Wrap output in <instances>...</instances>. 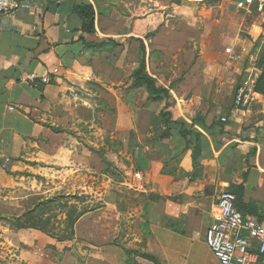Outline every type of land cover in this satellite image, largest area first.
I'll use <instances>...</instances> for the list:
<instances>
[{
  "label": "crops",
  "instance_id": "crops-1",
  "mask_svg": "<svg viewBox=\"0 0 264 264\" xmlns=\"http://www.w3.org/2000/svg\"><path fill=\"white\" fill-rule=\"evenodd\" d=\"M25 1L27 9L0 14V239L8 243L0 247V252L7 249L12 254L9 259L17 258L18 253L24 264H58L51 262L47 254L48 260L33 255L35 242L27 236L40 232L42 248L51 245L57 256L64 255L65 247H72V255L78 257L71 256L72 264H128L124 251L109 243L115 238L120 215L133 209L136 214L140 212L139 201L135 198L133 202L126 195V188L131 185L129 175L136 172H141L142 178L138 185L134 177L133 185L141 189L135 197L141 198L143 211L151 210L149 231L156 239L148 242L145 252L159 263L181 264L179 259L186 258L184 247L190 246L193 237H204L212 222L215 196L231 183H243L244 203L264 214V117L257 118L258 113L264 114L261 104H251L241 114H231L230 109L227 116L219 117L227 118L225 122L220 120L223 130L213 125L217 118L212 112L198 110L194 114L203 117L193 127L194 132L202 134L198 154L202 168L192 181L185 176L180 184L175 183L176 175L192 171L193 147L184 150L181 137L145 143V125L148 128L150 124L144 111L154 109L158 113L164 101H148L145 86L134 85L132 73L137 67L140 41L150 56L160 52L167 64H174L176 59L171 55L176 49L178 26L189 24L192 19L187 0ZM82 4L95 8L94 33L81 30L80 18L72 10ZM152 57L148 66L153 72L149 68L147 72L154 76L160 60L154 63ZM173 81L171 76L158 75L156 84L169 87ZM184 81L171 90L170 100L174 103L170 110L173 119L190 123L191 119L183 114L188 111L189 102L182 97L191 89H186ZM111 109L114 113L110 118L116 117V121L104 122L101 128L111 133L137 132L136 143L141 146L134 147L132 153L136 164L144 166L132 171L133 165L127 164L128 145L112 142L120 146L121 156L105 154V158L110 169H118L119 179H114L111 171H103L99 156H92L96 150L95 114L99 111L106 115ZM82 113H91L92 118H85ZM82 128H87V136ZM166 163L167 168H174L173 173H163ZM26 173L39 175L41 186L51 184L43 186V199L65 195L60 189L68 177L74 189H85V193L89 190L92 198L100 202L79 217L71 240L58 241L35 229H14L1 219L18 217L28 210L17 214L5 211L17 207L15 201L31 195ZM96 174L104 177L102 184L81 185L83 178H94ZM175 191L180 200L170 199ZM148 193L157 194L158 201H148ZM197 221L200 228H194ZM84 234L97 243L93 256L84 254L76 244L75 237ZM172 238H176L175 242ZM6 264L16 262L8 260Z\"/></svg>",
  "mask_w": 264,
  "mask_h": 264
},
{
  "label": "rangeland",
  "instance_id": "rangeland-1",
  "mask_svg": "<svg viewBox=\"0 0 264 264\" xmlns=\"http://www.w3.org/2000/svg\"><path fill=\"white\" fill-rule=\"evenodd\" d=\"M187 5L189 9L192 10V19L189 24L182 27L178 26L179 30L177 34L176 49L171 55L173 56V59H176L175 63H171V65L167 64L161 58L162 54L160 52L153 54L152 57L150 56V51L147 50L149 53L148 59L152 57L154 63H157L158 59L160 60L158 65L155 66L159 69L158 74L154 75L155 79H157L158 75H165L167 78L168 76L173 77L174 81L169 86L172 89L177 83L184 79L185 81L183 83L184 86H186V89H191L189 93L182 97V100H187L189 102L188 106H186L188 111L183 113L187 119H192L198 110L207 114L212 112V115L215 116V118L227 116L233 104V97L236 88L241 80L243 71L248 64L249 55H252L253 58H255V65L260 72L259 77L261 75L257 84L258 92L264 96V15L256 14L246 16L243 12L237 10L233 4L225 1L187 0ZM227 47L232 48L233 58L230 57V53L225 51ZM168 57L169 56L167 55V58ZM189 58L191 60L190 62H188ZM148 59L145 69L147 71L149 68L150 72H153L150 66H148ZM173 103L174 101L170 100V104H168L165 110L172 118L173 114L170 108ZM148 104L149 103H146L145 105L147 106ZM184 104L185 103H182L183 106ZM109 111L110 112L106 114L107 116L101 114L99 111L95 114L97 130L96 135H94L93 138L94 145H96L94 148L102 150L107 156H121V154H119L120 146L118 144L121 142L122 145H128V156H130V158L127 164L129 166L132 164V171L135 172L137 171L135 162L136 156L133 155L132 149L137 145V132L128 131L111 133L110 131L102 129L101 127L104 126V122H107L108 124L109 122H114V120L116 121V117L114 119L110 118L113 115L114 110L111 109ZM154 111V109H146V111H144L145 120H147L150 112ZM82 116L85 118H92L91 113H82ZM262 117H264V114L258 113L257 118L261 119ZM153 120L154 122L149 125L148 128L147 125H145L144 133L146 137V145L151 144V142L161 135L164 130V125L161 120L157 121L156 118H153ZM248 126L250 127L252 125ZM82 132H84L86 136L88 135L87 128H82ZM114 141L118 144H112ZM92 156L98 155L93 153ZM123 156H127V154H123ZM117 170L116 168L115 170H110L114 179L121 178L118 173L119 171ZM166 170L175 171L174 168L173 170L172 168H167ZM25 175L27 188L30 190L28 194L31 195L27 196L26 199H23L22 201H15L17 202V207L6 208L5 211H10V214H17L20 211L32 208L37 201L46 196L45 194H42L44 191L43 186H51V184L45 185L44 183L41 186L40 176L37 174L26 173ZM129 176L131 178V185L126 188V195L133 202H135V198L139 201L137 208L140 212L136 214L133 209V211L120 215L117 219L116 234L114 235L115 238L109 244L115 245L124 251L126 263L128 264H155L145 255L148 242H154V240H156L150 236L149 231L151 228L150 225L152 224L149 218L151 210L148 209L143 211L141 207V198L139 195L135 197L141 189L138 190L137 185H133L135 179L133 173L132 176ZM184 177V174L176 175L175 183L180 184V181H182ZM103 178L102 175L98 174H96V176L94 175V178L88 175V177L83 178L81 185H100L102 184ZM70 182L71 180H68L67 177L64 181L65 187L60 189L65 193V195L61 196L67 198L64 200L69 201L70 204H74L78 209L82 207L94 208L100 203L92 198L93 193L89 190L85 193V189H74ZM140 182V180H137L138 185ZM225 188L229 189V186H226ZM79 192L84 193L78 195ZM66 193H69V195H66ZM169 197L175 201L181 199L179 198L180 195L177 191ZM146 198L150 202L158 201V195L155 193H148ZM65 210L68 212L67 208H65ZM65 210L61 211L55 208L49 211L56 215L55 218L53 217L51 219V225L56 227L55 231H58V233L64 228V225H61V222L65 217ZM86 225L87 223H85V227ZM81 227H84V224H82ZM200 227L201 225L197 221L194 224V228ZM29 234L33 235H28L27 237L35 242L33 244L34 249L32 252L34 256L37 255L41 258H46L45 260L50 259L51 262L58 264H72V257L74 259L78 258L77 255H72V247H65L64 255L57 256V254H55V248L53 250L51 245L46 249L42 248L43 236L40 232H30ZM75 239L76 244L81 246L84 254H87L88 256L89 254L91 256L95 254L93 246L97 243L90 240L88 236L86 237L85 234L82 236L79 235L75 237ZM105 239V237L101 238L102 242H104ZM175 239L176 238H172V241L175 242ZM180 239L184 240L182 238ZM0 240V247H2L3 244L6 246L8 245L7 240L2 238ZM168 242H170V240ZM183 253L186 258L179 259L181 264H216L217 262L210 249L207 247L203 234L193 237L192 243H190V246L186 245L184 247ZM45 254L48 255V259ZM10 255L12 254H9L7 249L2 248L0 252V264H6L8 260L11 262L15 261L16 264H24V261L20 259L18 253L17 258L11 256L9 259Z\"/></svg>",
  "mask_w": 264,
  "mask_h": 264
},
{
  "label": "trees",
  "instance_id": "trees-1",
  "mask_svg": "<svg viewBox=\"0 0 264 264\" xmlns=\"http://www.w3.org/2000/svg\"><path fill=\"white\" fill-rule=\"evenodd\" d=\"M178 2V0H175ZM73 12L78 15L81 21V30L85 33L91 34L94 33L95 23H96V11L92 4H82L76 5L72 8ZM149 58V53L147 52V48L145 44L140 41V46L138 50V61L137 67L133 71L132 75L134 78V85H144L145 89L148 93L147 100L151 102H162L164 101L163 107L160 109L158 113L150 112L149 118L151 125L156 118L157 121H162L164 125V130L161 135H159L156 139H154L152 143H157L162 141L163 139H169L171 137L179 136L185 141V148L187 150L189 147H193V151L191 154L192 157V171L184 174V176L188 177L190 181L194 180L199 172L201 171V164L199 160V149L201 148L200 143L202 139V134L194 132L193 127L196 121H203V117L201 115H195L190 123L186 122L183 119H173L169 113H167L166 107L170 104L171 99V87H161L156 84V79L153 75L149 74L145 67L147 59ZM261 77V75H260ZM258 77L255 89L258 90L257 84L260 80ZM213 125L220 127L223 130L224 123L220 121V118L214 121ZM212 125V126H213ZM141 145H136V147ZM142 148V147H141ZM165 149L167 146L165 145ZM95 153L100 157L102 163L104 164V172L110 171L111 164L105 158V154L102 150L96 149ZM166 155H168V151H166ZM138 164V165H137ZM136 164L137 170H142L144 166L139 162ZM167 168V163L163 168V173L170 174L173 173L170 170H165ZM112 173V172H111ZM230 189V190H229ZM229 189H225L226 191L235 195L234 205L236 209L243 216H251L258 219L260 222H264V214L259 213L256 207L250 205L249 203H244V186L243 183L240 184H230ZM75 198V196H74ZM67 199L64 196H58L50 199H43L37 201L32 208H29L22 215L18 217L8 218L6 216H2L1 219L5 221L11 228L14 229H35L41 231L42 233L55 238L58 241H66L71 240L74 236V225L76 221L82 216L84 213L88 212L90 209L88 207H82L78 209L74 204H70L69 201L64 200ZM59 209L61 211L68 209V212L65 210V217L62 219L61 225H64V228L56 232L55 226L51 225V219L56 217L55 213H50L49 211L52 209ZM67 224V226H66ZM66 226V228H65ZM58 229V228H57ZM67 231V233H66ZM149 260H152L155 264H160L158 260L152 255L145 254Z\"/></svg>",
  "mask_w": 264,
  "mask_h": 264
},
{
  "label": "built area",
  "instance_id": "built-area-1",
  "mask_svg": "<svg viewBox=\"0 0 264 264\" xmlns=\"http://www.w3.org/2000/svg\"><path fill=\"white\" fill-rule=\"evenodd\" d=\"M214 1L229 2L246 16L264 15V0ZM28 7L25 0H0V14H11ZM225 51L233 58L231 47ZM248 58L234 93L231 114L245 113L254 103L264 107V98L261 100V93L255 89L260 72L255 65V58L252 55ZM220 120L225 122L227 118L221 117ZM134 177L140 180L141 172H136ZM234 202L235 195L226 190H221L215 196L211 208L212 222L204 231L205 243L219 264H264V222L243 216Z\"/></svg>",
  "mask_w": 264,
  "mask_h": 264
}]
</instances>
